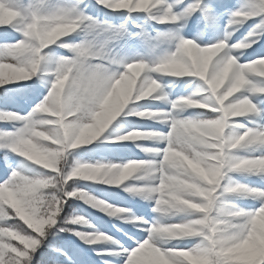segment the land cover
<instances>
[{"label":"snow or ice","instance_id":"6c2138e0","mask_svg":"<svg viewBox=\"0 0 264 264\" xmlns=\"http://www.w3.org/2000/svg\"><path fill=\"white\" fill-rule=\"evenodd\" d=\"M0 264H264V0H0Z\"/></svg>","mask_w":264,"mask_h":264},{"label":"rangeland","instance_id":"374dc122","mask_svg":"<svg viewBox=\"0 0 264 264\" xmlns=\"http://www.w3.org/2000/svg\"><path fill=\"white\" fill-rule=\"evenodd\" d=\"M3 122H0V124H2Z\"/></svg>","mask_w":264,"mask_h":264}]
</instances>
